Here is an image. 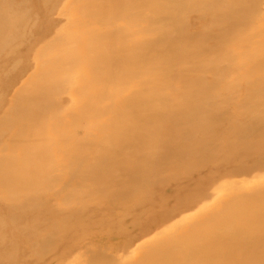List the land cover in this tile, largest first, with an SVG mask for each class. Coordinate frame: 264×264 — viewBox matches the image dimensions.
<instances>
[{
	"label": "bare ground",
	"instance_id": "1",
	"mask_svg": "<svg viewBox=\"0 0 264 264\" xmlns=\"http://www.w3.org/2000/svg\"><path fill=\"white\" fill-rule=\"evenodd\" d=\"M0 264H264V0H0Z\"/></svg>",
	"mask_w": 264,
	"mask_h": 264
},
{
	"label": "rangeland",
	"instance_id": "2",
	"mask_svg": "<svg viewBox=\"0 0 264 264\" xmlns=\"http://www.w3.org/2000/svg\"><path fill=\"white\" fill-rule=\"evenodd\" d=\"M19 1H21V0H19ZM30 1V0H29ZM36 2H37V0H32V3L33 4H36Z\"/></svg>",
	"mask_w": 264,
	"mask_h": 264
}]
</instances>
